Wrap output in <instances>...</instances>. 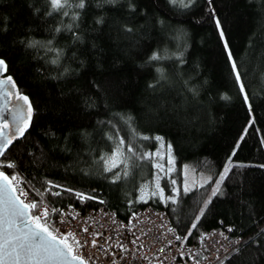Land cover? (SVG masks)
<instances>
[{"label":"trees","instance_id":"16d2710c","mask_svg":"<svg viewBox=\"0 0 264 264\" xmlns=\"http://www.w3.org/2000/svg\"><path fill=\"white\" fill-rule=\"evenodd\" d=\"M78 3L53 10L49 0H0V56L33 107L32 126L6 153L16 165L6 173L19 177L30 201L41 200L39 190L51 207L77 202L63 189L47 194L53 183L98 196L124 220L145 206L162 209L184 243L228 225L241 243L217 264H264V0ZM156 137L171 145L174 166L159 179L163 197L144 198V187L155 188V159L138 157L153 153ZM120 139L127 176L123 165L107 172L101 160ZM184 164L213 182L231 168L203 216L214 183L185 194Z\"/></svg>","mask_w":264,"mask_h":264},{"label":"snow or ice","instance_id":"6c2138e0","mask_svg":"<svg viewBox=\"0 0 264 264\" xmlns=\"http://www.w3.org/2000/svg\"><path fill=\"white\" fill-rule=\"evenodd\" d=\"M53 10L63 9L69 5V0H49ZM183 3V0H169V3ZM191 0H189V3ZM211 2V0H209ZM79 8H84V0H79L76 5ZM185 7L188 4H184ZM51 13H49L50 15ZM64 15H67L65 12ZM217 28L220 30L219 35L224 40V31L221 28L220 21H216ZM59 31V29H57ZM130 31V29H129ZM36 42L29 43L28 47H35ZM224 48L227 50L229 44L224 40ZM229 62L232 69V74L239 90L244 98L245 103L249 100L248 92L246 91V84L243 79V74L239 70L238 63L232 58V53L227 52ZM150 59L158 60L160 57L153 54ZM55 63V61H53ZM7 61L0 56V100L4 101L0 107V264H67L69 258L73 264H84V261L79 256L72 255V252L83 245L80 241L75 239L72 233H59L58 229H54L50 222V217L59 212L56 208H49L43 201L44 193L37 190V194L41 196V200H28V193L19 187L21 181L18 176L6 173L4 169L15 168L14 162L6 159L8 149L13 145L16 139L24 137L25 132L32 126L33 107L30 98L23 95L16 86L15 80L11 75H5L8 72ZM20 102V103H14ZM9 104H12L10 107ZM251 110V105H249ZM11 117V124H9L7 117ZM141 139H149V137H141ZM162 143L161 137L155 138ZM125 141L120 139L110 156H102L104 161L105 171L111 172L115 168L124 166L123 174L128 175V160L124 152ZM128 153L135 156L136 153L130 145L127 148ZM235 153H233L234 155ZM163 158L160 153H144L138 159ZM168 162L169 168L172 170L174 160L171 157V145H168ZM155 167L161 171H166L164 166L157 163ZM231 171L230 167H226L224 172L213 182L210 178H203L197 180L195 176H185L183 191L188 193L192 186L204 187L205 183H214L210 190V196L205 202L204 207L200 210V216L204 215L207 205L211 203L213 197L220 192V186L227 178ZM186 172H194L193 169H186ZM120 179V174L114 175V180ZM176 182L172 180L174 185ZM59 186L49 184L46 188V193L52 196L61 195L60 191H52L53 188ZM64 191H71L64 189ZM179 194V190L174 189ZM152 195H160L163 197V189L159 183L155 184V191ZM78 198H84L83 194L76 193ZM92 197H88L91 199ZM173 202L174 197H168ZM63 221H61L62 223ZM199 217L196 222L191 225L192 229L197 227ZM231 231V229H228ZM87 231V229H85ZM191 235V232L188 233ZM227 239V237H225ZM93 246L95 242L93 241Z\"/></svg>","mask_w":264,"mask_h":264},{"label":"built area","instance_id":"2783aa9c","mask_svg":"<svg viewBox=\"0 0 264 264\" xmlns=\"http://www.w3.org/2000/svg\"><path fill=\"white\" fill-rule=\"evenodd\" d=\"M70 190L67 192L77 202L54 207L59 212L50 221L59 233H72L81 242L83 246L72 254L82 258L84 264H217L241 243V238L233 235V229L222 224L209 231L202 242L184 243L162 209L145 206L124 220L105 209L103 199L98 196ZM76 193L84 198H78Z\"/></svg>","mask_w":264,"mask_h":264},{"label":"rangeland","instance_id":"374dc122","mask_svg":"<svg viewBox=\"0 0 264 264\" xmlns=\"http://www.w3.org/2000/svg\"><path fill=\"white\" fill-rule=\"evenodd\" d=\"M158 142V141H157ZM113 152V151H112ZM112 152L108 155V156H110L111 154H112ZM153 153H160V155H161V157H163V158H160V159H158V158H154L155 160H154V164L156 165L157 163H159V164H161V165H163L164 166V169L166 170V171H164V172H161V171H159L157 168H156V172H155V179H154V185L158 182L159 183V179H160V177L164 174V173H168L169 171H167V169L169 168V162H168V145L167 144H165L164 142H162V143H160V142H158V144H157V148L153 151ZM171 157L173 158V154H172V152H171ZM227 164H225L224 166H223V170H222V173L224 172V170H225V168L227 167L226 166ZM104 166H105V164H104ZM173 166H174V164L171 166L172 168H173ZM186 169H193L192 167H191V165H189V164H184L183 166H182V170H181V173H182V175H183V179H182V187H184V182H185V176L186 175H189V176H195V178L199 181V180H201V179H203V178H210L209 177V175L207 174V173H203V172H201V173H196L195 171L194 172H191V173H188V172H186ZM221 173V174H222ZM206 184V183H205ZM194 187H197V186H192L191 188H190V190H192V188H194ZM175 189H177V188H175ZM153 191H155V188H154V190H150V188L149 187H144L142 190H141V197H144V198H147L148 197V195L150 194V193H152ZM174 193H176V191H174ZM44 203H45V201H44ZM47 203V202H46ZM48 204V203H47ZM49 205V204H48ZM51 222V224H52V227H53V223H52V220L50 221Z\"/></svg>","mask_w":264,"mask_h":264},{"label":"water","instance_id":"95a60500","mask_svg":"<svg viewBox=\"0 0 264 264\" xmlns=\"http://www.w3.org/2000/svg\"><path fill=\"white\" fill-rule=\"evenodd\" d=\"M18 89V88H17ZM4 101L0 100V107H2ZM6 115V114H5ZM8 119V118H7ZM73 255V254H72ZM78 256V255H75ZM67 264H73V262L71 261V259L69 258V260L67 261Z\"/></svg>","mask_w":264,"mask_h":264},{"label":"flooded vegetation","instance_id":"af4514ba","mask_svg":"<svg viewBox=\"0 0 264 264\" xmlns=\"http://www.w3.org/2000/svg\"><path fill=\"white\" fill-rule=\"evenodd\" d=\"M5 75H7V74H5ZM14 103H20V102H15L14 101ZM9 106L11 107L12 106V104H9ZM6 117H7V114H6ZM8 119V122H9V124H11V117H7Z\"/></svg>","mask_w":264,"mask_h":264}]
</instances>
